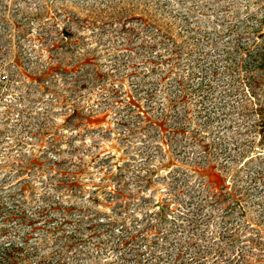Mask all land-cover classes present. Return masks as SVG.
<instances>
[{
    "label": "rangeland",
    "instance_id": "1",
    "mask_svg": "<svg viewBox=\"0 0 264 264\" xmlns=\"http://www.w3.org/2000/svg\"><path fill=\"white\" fill-rule=\"evenodd\" d=\"M0 264H264V0H0Z\"/></svg>",
    "mask_w": 264,
    "mask_h": 264
},
{
    "label": "trees",
    "instance_id": "2",
    "mask_svg": "<svg viewBox=\"0 0 264 264\" xmlns=\"http://www.w3.org/2000/svg\"><path fill=\"white\" fill-rule=\"evenodd\" d=\"M6 257V256H5ZM3 261V260H2Z\"/></svg>",
    "mask_w": 264,
    "mask_h": 264
}]
</instances>
